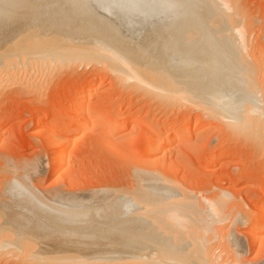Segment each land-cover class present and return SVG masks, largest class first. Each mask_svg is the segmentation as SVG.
<instances>
[{"label":"rangeland","instance_id":"1","mask_svg":"<svg viewBox=\"0 0 264 264\" xmlns=\"http://www.w3.org/2000/svg\"><path fill=\"white\" fill-rule=\"evenodd\" d=\"M231 1L236 13L229 21H202L173 0H0V264H186L200 252L193 256L198 264H264V234L257 247L248 238L264 200V0ZM105 50L153 77L147 69L143 77L126 72L122 60L98 53ZM191 81L204 93L244 100L245 119L237 124L198 106L183 92ZM251 92L262 118L251 112ZM91 96L101 105L96 115L107 116L100 120L105 127L76 129L68 163L51 169V146L71 136L47 140L41 130L74 121L77 101ZM120 124L126 128L113 129ZM185 124L198 127L166 153L146 154L152 134ZM136 176H154L175 192L140 198L131 193ZM175 198L202 208L189 213L191 220ZM220 200L223 224L210 212Z\"/></svg>","mask_w":264,"mask_h":264},{"label":"bare ground","instance_id":"2","mask_svg":"<svg viewBox=\"0 0 264 264\" xmlns=\"http://www.w3.org/2000/svg\"><path fill=\"white\" fill-rule=\"evenodd\" d=\"M167 1H169V2H171L172 0H167ZM174 1H176V2H178V3H180L181 5H183V3L185 4V5H187L188 7H189V9L188 8H186V7H184L185 9H188V10H185V11H188V13H190V14H193V15H195V16H198L199 17V20H202V21H210L211 19H212V21H214L215 19L217 20V19H219V18H223V19H225V18H228V21H229V19H231L230 17H234V16H231V11L234 9V6H233V3H232V1L231 0H173V2ZM235 3V2H234ZM237 3V2H236ZM177 5V4H176ZM181 5H180V7L179 8H181ZM183 8V7H182ZM236 9V8H235ZM233 11H235V12H233L234 14L236 13V10H233ZM181 12H182V10H181ZM239 12V11H238ZM183 13H184V11H183ZM186 13V12H185ZM233 13H232V15H233ZM240 14V13H239ZM238 15V14H237ZM229 16V17H228ZM236 18H237V16H236ZM236 18H232L233 20L235 19V20H237ZM240 18V17H239ZM222 19V20H223ZM241 19V18H240ZM234 20V21H235ZM227 21V22H228ZM234 21H230V23H228V25L230 26V27H232L233 26V24H234ZM238 21V20H237ZM240 21V20H239ZM221 22V21H220ZM220 22H219V24H220ZM223 22H224V20H223ZM226 22V23H227ZM212 23V22H211ZM217 24H218V22H216ZM240 24V23H238V22H235V24ZM213 24V23H212ZM219 24H218V26H219ZM232 24V25H231ZM241 24H242V19H241ZM241 24H240V26H241ZM210 25V24H209ZM224 25H225V23H224ZM205 26H207V24H205ZM220 26H221V24H220ZM227 26V25H226ZM238 26V25H237ZM237 26H235V27H237ZM243 26V25H242ZM244 27V26H243ZM207 28V27H206ZM205 28V29H206ZM221 28V27H220ZM223 28V27H222ZM233 28V27H232ZM242 28V27H241ZM240 28V29H241ZM203 29V28H202ZM210 29H212L211 27H210ZM229 29V28H228ZM235 29V28H234ZM237 29H238V27H237ZM222 30V29H221ZM206 31H207V29H206ZM214 31V30H213ZM232 31V30H231ZM244 31V30H243ZM215 32V31H214ZM219 32H222V31H219ZM216 33V32H215ZM227 33V32H226ZM228 33H230V31L228 32ZM234 33V32H233ZM236 33H238V32H236ZM240 33V32H239ZM220 34V33H219ZM223 34H225V30H224V33ZM216 35V34H215ZM216 36H218V34L216 35ZM227 36V35H226ZM231 36H232V34H231ZM236 35L234 34V37H235ZM219 37V36H218ZM221 37V36H220ZM225 37V36H224ZM230 37V36H229ZM240 37V36H239ZM226 38H228V37H226ZM223 39V38H222ZM233 39H235V38H233ZM240 39V38H239ZM243 39V38H242ZM236 42H237V40H238V37H236ZM241 40V39H240ZM245 40V39H244ZM239 41V40H238ZM232 42H233V40H232ZM242 42V41H241ZM239 43V42H238ZM237 43V44H238ZM240 44H242V43H240ZM243 44H246L245 43V41L243 42ZM249 44V43H248ZM97 45V44H96ZM243 46V45H242ZM241 46V47H242ZM238 47H240L239 45H238ZM50 48H51V46H50ZM57 48V47H56ZM233 48V47H232ZM22 50V49H21ZM53 50V49H52ZM56 50V49H55ZM89 50H91V49H89ZM88 50V51H89ZM204 50V49H203ZM15 51V50H14ZM26 51V50H25ZM61 51V50H60ZM60 51H59V49H57V52H59L60 53ZM65 51V50H64ZM99 51V50H98ZM98 51H95V53H96V55H97V52ZM106 51V50H105ZM108 51V50H107ZM98 52V53H100V54H102V55H104V56H106L107 58H115V59H119V60H122L123 62V64H124V68L126 67V69H131V71L132 70H136V71H138L139 73H140V75L143 73L144 74V71H145V73L146 72H148L149 70H148V68H146L144 71L143 70H141V68H139V66L137 67V65H136V67H135V64H131V60L128 62L127 61V59H125V58H119L118 56H120L117 52H114V53H116L115 55L112 53V51H109V52ZM230 51V50H229ZM5 52V51H4ZM27 52V51H26ZM45 52V51H44ZM49 52V51H48ZM48 52H46L45 54H47ZM51 52V51H50ZM53 52V51H52ZM55 52V54H56V51H54ZM61 52H63V51H61ZM69 52V51H68ZM67 51L65 52V56H66V54L70 57V54L68 53ZM92 52V51H91ZM7 53V52H6ZM17 53V52H16ZM58 53V54H59ZM3 54V53H2ZM2 54H0V55H2ZM10 54V53H9ZM58 54H56V55H58ZM64 54V53H63ZM92 54H94V53H92ZM99 54V55H100ZM225 54V53H224ZM5 55H7V54H5ZM5 55H3V57L5 56ZM23 55V54H22ZM40 55H41V53H40ZM48 55V54H47ZM89 55V54H88ZM116 55H118V56H116ZM230 55V54H229ZM28 56V55H27ZM52 56V55H51ZM60 56V55H59ZM58 56V57H59ZM64 56V55H63ZM67 56V57H68ZM72 56V58H74L73 57V55H71ZM121 56H123V55H121ZM5 57H7V56H5ZM20 57H21V55H20ZM24 57V56H23ZM42 57H45V56H42ZM49 57V56H48ZM54 57V56H53ZM57 57V56H56ZM62 57V56H61ZM67 57H65L64 59H66ZM84 57H86V56H84ZM243 57V56H242ZM246 57V56H245ZM8 58V57H7ZM9 58H12V56L10 57L9 56ZM8 58V59H9ZM25 58V57H24ZM24 58H22L21 57V59H22V61L24 60ZM31 59V58H34V57H27V59ZM37 58V57H36ZM40 59H42L41 58V56L39 57ZM78 58V57H77ZM233 58V57H232ZM13 59V58H12ZM26 59V58H25ZM28 59V60H29ZM38 59V58H37ZM45 60L47 59L46 57L44 58ZM49 59V58H48ZM51 59H52V57H51ZM81 59V58H80ZM140 59V58H139ZM4 60V59H3ZM14 60V59H13ZM19 60V59H18ZM36 60V59H35ZM54 60H56L55 59V57H54ZM63 60V59H62ZM141 60V59H140ZM8 61V60H7ZM21 61V60H20ZM32 61V60H31ZM38 61V60H37ZM40 61V60H39ZM43 61V60H42ZM135 61H137L136 59H135ZM143 61V60H142ZM141 61V62H142ZM13 62V61H12ZM24 62H25V60H24ZM33 62H34V60H33ZM46 62V61H45ZM44 62V63H45ZM50 62H51V60H50ZM119 62V61H118ZM134 62V61H133ZM1 63H2V61L0 62V65H1ZM5 63H7V62H5ZM47 63V62H46ZM52 63V62H51ZM139 63V62H138ZM148 63V62H147ZM146 63V64H147ZM2 64H4V63H2ZM9 64V63H8ZM26 64V63H25ZM28 65H29V63H27ZM41 64V63H40ZM42 64H43V62H42ZM48 64V63H47ZM143 64H145V63H143ZM145 64V65H146ZM152 64V63H151ZM7 65V64H6ZM5 65V66H6ZM10 65V64H9ZM14 65V64H13ZM16 65V64H15ZM23 65V64H22ZM34 65V64H33ZM118 65V64H117ZM129 65V66H128ZM140 65V64H139ZM141 65H142V63H141ZM233 65V64H232ZM17 66H19V64L17 65ZM24 66V65H23ZM27 66V65H26ZM55 66V65H54ZM119 66V65H118ZM123 66V65H122ZM146 66H148L149 67V65H146ZM145 66V67H146ZM1 67H2V65H1ZM0 67V68H1ZM25 67V66H24ZM33 67V66H32ZM39 67V66H38ZM120 67V66H119ZM142 67H144V66H142ZM144 67V68H145ZM153 67H154V64H153ZM233 67V66H232ZM23 68V67H22ZM27 68V67H26ZM28 68H30L29 66H28ZM149 68H151V65H150V67ZM245 68V67H244ZM2 69V68H1ZM0 69V70H1ZM129 69L126 71V72H128L129 71ZM143 69V68H142ZM155 69V68H154ZM156 69H157V67H156ZM26 70H29V69H26ZM124 70V69H123ZM11 71V70H10ZM131 71H129L130 73H131ZM1 72V71H0ZM17 72V71H16ZM133 72H135V71H133ZM150 72V71H149ZM148 72V73H149ZM153 72V71H152ZM152 72H150L151 73V76L153 77V75H154V73H153V75H152ZM155 72V71H154ZM157 72V71H156ZM138 73V74H139ZM148 73L146 74V76L148 77V76H150V74L148 75ZM134 74V73H133ZM143 74H142V76L141 77H143ZM157 74V73H156ZM155 74V75H156ZM165 74V73H164ZM136 75H137V72H136ZM135 75V76H136ZM134 76V77H135ZM150 76V77H151ZM134 77H133V79H134ZM131 78H132V75H131ZM158 78H159V76H158ZM158 78H156V79H158ZM141 79V78H140ZM153 79V78H152ZM135 80H136V78H135ZM138 80V79H137ZM146 80V79H145ZM138 82V81H137ZM149 82V81H148ZM182 82V81H181ZM190 82V81H189ZM227 82L228 83H230L229 81H226L225 83L227 84ZM142 83V82H141ZM184 83V82H183ZM188 83V82H187ZM186 82H185V84H187ZM191 83H192V81H191ZM203 83V82H202ZM224 83V82H223ZM168 84V83H167ZM189 84V89L190 90H192V89H194V90H192V91H187V90H189V89H187V90H185V89H183V92H184V95L185 96H187V97H189L192 101H194L195 103L196 102H198V106H204V105H206L205 107H206V109H208V111H213L216 115L218 114V115H220L221 117H223V118H226L227 120L228 119H231L232 121H235L237 124L238 123H240V122H242L245 118H244V114L242 115V113H244L243 112V109H245V106L243 105V103H244V100H240L239 98L237 99L235 96H233V97H230V96H232V95H230V96H228V94L226 93V95H225V89H220V88H218V90L220 89L222 92H223V94H220L219 92L220 91H218V94H216L217 93V90H214V91H216V93L214 92H211L212 91V89H209V90H211L210 91V93L209 92H207V91H205V93L203 92L204 90L202 89V90H200L199 88H196V86L198 87V86H200V85H193L194 83H192V84H190V83H188ZM187 84V85H188ZM226 84H222L221 83V85L220 86H222L223 85V87H225L224 85H226ZM231 85H232V87H233V84L231 83ZM100 86H102V85H100ZM193 86V88L191 89V87ZM207 86V85H206ZM169 87H170V85H169ZM187 87V86H186ZM210 87V86H209ZM235 87V86H234ZM172 88V87H171ZM212 88V87H211ZM215 88V87H214ZM216 88V89H217ZM222 88V87H221ZM226 88V87H225ZM227 88H229V85L227 86ZM95 89H96V87H95ZM98 89H99V87H98ZM176 89V88H175ZM196 89H198V90H196ZM239 89V88H238ZM242 89H243V87H242ZM247 89H249V88H247ZM97 90V89H96ZM177 90H179L178 88H177ZM176 90V91H177ZM239 90H241V89H239ZM250 90V89H249ZM226 91H228V89H226ZM230 91V90H229ZM237 91V90H236ZM181 92L182 91H177V93H179V94H181ZM221 92V93H222ZM230 92H232V91H230ZM245 92V91H244ZM236 93V92H235ZM239 93H242V92H239ZM237 94H238V92H237ZM243 94V93H242ZM239 95H241V94H239ZM256 94L255 93H253V92H251V93H248V94H246V98L249 96V98H248V103L249 104H251L252 105V107L249 105V108L251 107V112L252 113H254V115L255 114H259V113H261L262 114V112H261V110L263 109L264 110V108L262 107V109H260V107H258L257 106V101H258V99H257V97L255 96ZM262 95V94H261ZM260 95V96H261ZM93 96V95H92ZM92 96H91V98L89 97V99L86 101V102H79V101H77V106H78V108H77V112L79 113H76L77 115H75V116H78V118L76 117V119L74 120V121H69V122H67V123H65L63 126H61L60 128L58 127V129H56V131H52V132H50V131H47L46 129H43V130H41V133H42V135L45 137V139L47 138V140L48 139H50V138H52V136H54L55 134H56V137H57V135H66V134H69L70 136H71V139L70 138H67V139H64V138H62V139H59L57 142H55L54 143V145H52L51 146V148H50V154H49V158H50V163H51V169H54V170H58L60 167H63V164L66 162V160H68L69 161V158H71V157H69V155H68V153H67V148L69 147L68 145H69V143L71 142V141H73L74 142V136L75 135H77V132H78V130L80 131V130H88V129H90L91 127H94V128H98V127H105V125L104 126H102V121L100 122V120L102 119V120H104V118H107V116L105 115V116H97L96 114H98V112H99V109H98V107L99 106H101V105H98L96 102L97 101H94V98H92ZM94 97V96H93ZM244 97H245V95H244ZM186 98V97H185ZM233 98H234V100H233ZM235 98L237 99V100H235ZM188 99V98H187ZM260 100V99H259ZM246 103V102H245ZM244 103V104H245ZM85 104V106H84V109L82 110L81 109V107L83 106ZM200 104V105H199ZM260 104H263V102H261ZM98 107H97V106ZM197 105V104H196ZM76 106V107H77ZM263 106V105H262ZM82 111V112H81ZM249 111V110H248ZM249 113V112H248ZM101 114H103V112L101 113ZM263 114H264V112H263ZM248 115H250V116H252V114H248ZM256 115V116H257ZM260 115V114H259ZM255 116V117H256ZM264 116V115H263ZM262 116V117H263ZM219 117V116H218ZM246 117V116H245ZM253 117V116H252ZM251 117V118H252ZM260 117H261V115H260ZM261 117V118H262ZM247 118V117H246ZM250 118V117H249ZM261 118H259V119H261ZM72 119V118H71ZM78 119V120H77ZM220 119H222V118H220ZM50 120V119H49ZM49 120H47V118H46V121H49ZM131 120V119H130ZM252 120V119H251ZM253 120H254V118H253ZM106 121V120H105ZM116 121V120H115ZM133 121V120H132ZM220 121V120H219ZM225 121V120H224ZM230 121V120H229ZM260 121V120H259ZM78 122V127L76 128L75 127V125H76V123ZM111 122V121H110ZM138 122V121H137ZM168 122V121H167ZM176 122V121H175ZM223 122V121H222ZM254 122H255V120H254ZM173 123V122H172ZM248 123V122H247ZM250 123V122H249ZM142 124V123H141ZM166 124V123H165ZM169 124V123H168ZM175 124V123H174ZM177 124V123H176ZM46 125H48V124H46ZM139 125L140 124H138V123H136L135 125H134V129H139L140 127H139ZM189 124H185V126H187V127H181V128H178V129H180V130H177L175 133H172V134H164V132H163V134H162V136H160V135H157V134H155L154 132H152V133H154V134H152L151 135V138H150V140L151 141H149L150 143H149V145L147 146V149H146V154L147 155H157V157L159 156V154L161 153L162 154V152L161 151H163L166 147H169L170 145H172V143H174V142H176V140L178 139L179 140V138L180 139H182V137H189V135H192L195 131V129H197V127H198V125H195V124H193L194 125V127L193 126H191V125H189ZM244 125V124H243ZM242 125V126H243ZM49 126V125H48ZM107 126H109V124L107 125ZM255 126V125H254ZM165 127V126H164ZM170 127H172V126H170ZM174 127V126H173ZM193 127V128H192ZM199 127H200V125H199ZM257 127V126H256ZM47 128V127H46ZM100 128V129H101ZM126 128V125H124V126H122L121 124L120 125H116L113 129H125ZM76 129H78L77 131H76ZM93 129V128H92ZM103 129V128H102ZM146 129H148V128H146ZM150 129V128H149ZM162 129V128H161ZM165 129H168V125L166 124V127H165ZM194 129V130H193ZM55 130V129H54ZM193 130V131H192ZM106 131V130H105ZM113 132V131H112ZM111 132V135L113 134ZM149 132V131H148ZM193 132V133H192ZM53 133H54V135H53ZM109 134H110V132H108ZM118 133H119V131H118ZM74 138H73V137ZM147 136H148V134H147ZM149 136H150V134H149ZM62 137V136H61ZM77 137V136H76ZM186 137V138H187ZM66 138V137H65ZM57 139H58V137H57ZM68 139H70V140H68ZM46 140V141H47ZM73 142H71V143H73ZM111 143H114V142H111ZM53 144V143H52ZM73 147V146H72ZM114 147V146H113ZM115 148V147H114ZM117 149V148H116ZM166 149H168V148H166ZM165 149V150H166ZM172 149V148H171ZM164 150V152L166 153V151ZM169 150V149H168ZM165 153H163V154H165ZM160 154V155H161ZM170 154V153H169ZM164 156V158L166 157L165 155H163ZM153 158V157H152ZM162 158V157H161ZM160 159V158H159ZM212 159V158H211ZM211 159H210V163H212V161H215V159L214 160H212L211 161ZM156 161V160H155ZM164 161H165V159H164ZM148 162V161H147ZM66 163H68V162H66ZM151 163V162H150ZM160 163H161V166L162 167H164L166 164H165V162H161V159H160ZM168 164V163H167ZM215 164V163H214ZM141 165V164H140ZM148 165H149V163H148ZM211 165V164H210ZM6 166V165H5ZM146 166V165H145ZM153 166V165H152ZM37 168V167H36ZM152 168H154V167H152ZM63 169V168H62ZM40 171H42L41 169H39ZM44 170V169H43ZM47 171V170H46ZM57 172V171H56ZM43 174V173H42ZM38 175H40V174H38ZM62 175V174H61ZM150 177V176H149ZM149 177H144V176H136V178H134L133 179V184H134V188L132 189L133 191H131V193H133V194H135V195H137V196H140V198L142 197L141 195H151V197L153 196V195H155V196H157L156 198H160L159 196H162V195H168V194H170V193H174L173 192V190L172 189H170L166 184V182H162L160 179H157V178H155L154 176H153V178H149ZM18 178V177H17ZM11 180V179H10ZM168 182V181H167ZM176 184V183H175ZM174 185V184H173ZM180 187V186H179ZM173 188V187H172ZM175 188V187H174ZM173 188V189H174ZM9 190V189H8ZM175 190V189H174ZM10 191V190H9ZM8 191V192H9ZM127 191V190H126ZM177 191H179V190H177ZM118 193V192H117ZM180 193H181V195H183L184 196V194H182V192H181V190H180ZM185 193V192H184ZM188 193V192H187ZM130 194V193H129ZM176 194V193H175ZM188 194H190V193H188ZM180 195V196H181ZM109 196V195H108ZM118 196V195H117ZM119 196H120V194H119ZM136 196V197H137ZM182 196V197H183ZM189 196V195H188ZM125 197V196H124ZM150 197V196H149ZM145 199H147L148 200V198H146V197H144ZM180 198V197H179ZM189 198V197H188ZM192 198H193V196H192ZM154 200H155V197L153 198ZM164 199V198H163ZM166 199V198H165ZM167 199H169V198H167ZM176 199V198H175ZM190 199V198H189ZM187 200V198H186V200L184 199V201H181L180 202V200H183V198L182 199H180V200H177L176 202V204H178L177 205V208H178V206L182 209H184V213H188V215H189V218H191L190 217V214L192 213H195V212H200V210H201V208L199 207V206H201V205H199L198 207H197V205L198 204H196L195 203V201L194 202H191L190 200H193V199H190V200ZM195 199V198H194ZM223 199V198H222ZM146 200V201H147ZM150 200V199H149ZM148 200V201H149ZM154 200L152 201L153 203H154ZM174 200V199H173ZM223 200H225L226 201V199H223ZM222 200V201H223ZM229 200V199H228ZM263 200V199H262ZM140 201H141V199H140ZM147 201V202H148ZM158 201V200H157ZM156 201V202H157ZM221 200L220 201H218V203H217V206L215 207V208H213V210L212 211H210V212H212L211 213V218H213L214 220H215V222H217V223H224L225 222V220H227L226 218H227V216H225L224 215V212L225 211H223V208H224V203L222 202ZM143 202H144V200H143ZM160 202H162V201H160ZM173 202H175V201H173ZM228 202V201H227ZM140 203V202H139ZM159 203V202H158ZM171 203V202H170ZM179 203H181V204H179ZM142 204V203H141ZM140 204V205H141ZM156 204V203H155ZM169 204V203H168ZM168 204H166V205H168ZM143 205V204H142ZM146 205H147V203H146ZM153 205V204H152ZM162 205V204H161ZM165 205V206H166ZM156 206V205H155ZM158 206V205H157ZM160 206V205H159ZM205 206H207V205H205ZM223 206V207H222ZM153 207V206H152ZM227 207V206H226ZM130 208V207H129ZM159 208H161V207H159ZM205 208V207H204ZM239 208V207H238ZM131 209V208H130ZM166 209V208H165ZM227 209V208H226ZM128 210V209H127ZM206 210V209H205ZM256 210V211H255ZM254 211H253V213H255L254 214V216H252L253 218L250 220V222H249V226H248V228L250 229V233H248V238L250 239V242H251V244L250 245H252V247H257V246H260L261 244H262V239H263V237H262V239H261V236H263V234H264V200L260 203V206L258 207V209H255ZM146 211V210H145ZM204 211V210H203ZM209 212V213H210ZM175 213V212H174ZM190 213V214H189ZM208 213V214H209ZM207 214V213H206ZM206 214H205V217H207L206 216ZM179 215V214H178ZM187 215V216H188ZM193 215H196V214H193ZM198 215V214H197ZM201 215H202V213H201ZM177 216V215H176ZM199 216V215H198ZM203 216V215H202ZM180 217V216H179ZM234 219V218H233ZM188 220V219H187ZM191 220H192V218H191ZM205 220V219H204ZM203 220V221H204ZM210 220V219H209ZM186 221V220H185ZM189 221V220H188ZM208 221V220H207ZM234 221V220H233ZM233 221H232V223H233ZM2 222V221H1ZM202 222V221H201ZM177 223V222H176ZM207 223H209V222H207ZM231 223V224H232ZM234 223H236L235 221H234ZM226 224V223H225ZM187 226H188V224H186ZM185 225V226H186ZM200 225V224H199ZM211 225V224H210ZM209 225V226H210ZM213 225V224H212ZM218 225L219 224H217V227H218ZM221 225V224H220ZM219 225V226H220ZM215 226H216V224H215ZM206 227V226H205ZM222 228V227H221ZM195 229V228H194ZM3 230V229H2ZM207 231V230H206ZM221 231V230H220ZM224 231V230H223ZM233 231V230H232ZM222 232V231H221ZM221 232H219V233H221ZM188 233V232H187ZM208 233V232H207ZM227 233V232H226ZM229 233V232H228ZM185 234V233H184ZM232 233H230V236L232 237L233 235H231ZM28 235V234H27ZM198 235V234H197ZM216 235V234H215ZM6 236V235H5ZM206 236V235H205ZM19 237V236H18ZM199 237V236H198ZM223 237V236H222ZM229 237V236H228ZM227 237V238H228ZM192 238V237H191ZM238 238V237H237ZM20 239V238H19ZM22 239V238H21ZM222 239V238H221ZM1 240V239H0ZM201 241H203V240H201ZM230 241V240H229ZM228 241V242H229ZM4 242H6V241H4ZM9 242H10V240H9ZM226 242V241H225ZM236 242H237V247L239 248L240 247V249H242V245L241 246H239L240 244H242V242H243V240L242 239H240V238H238V239H236ZM249 242V243H250ZM7 243H8V241H7ZM234 243V242H233ZM231 244V247H233L232 245H234V244ZM3 244V243H2ZM10 245L12 244V243H9ZM227 244V243H226ZM3 245H5V244H3ZM193 245V244H192ZM199 245V244H198ZM206 245H208V244H206ZM210 245V244H209ZM191 246V245H190ZM195 246V245H194ZM229 246V245H228ZM10 247V246H9ZM12 247H13V245H12ZM193 247V246H192ZM207 247V246H206ZM230 247V248H231ZM234 247H235V245H234ZM198 248V247H197ZM238 248H237V252L238 251H240V250H238ZM250 248V247H249ZM3 249H5V248H3ZM24 249V248H23ZM233 249V248H232ZM253 249V248H252ZM193 250H195V248H193ZM192 250V251H193ZM199 249H197V251H198ZM231 250V249H230ZM235 250V249H234ZM25 251V250H24ZM236 251V250H235ZM188 252V251H187ZM191 252V251H190ZM195 251H193V253L192 254H195L194 253ZM199 252V251H198ZM205 252V251H204ZM207 252V251H206ZM223 253V252H222ZM239 253V252H238ZM234 254V253H233ZM185 255V254H184ZM189 255H190V253H189ZM196 255V254H195ZM195 255H193L194 257H196V256H198V254L195 256ZM200 255H201V252H200ZM199 255V256H200ZM204 255H206V254H204ZM230 255V254H229ZM192 256V255H191ZM190 256V258L191 259H186L187 260V262L188 263H190V264H192V263H197L198 264V257L197 258H194L193 256V258ZM202 256H203V253H202ZM208 256V255H207ZM206 256V257H207ZM233 256V255H232ZM213 257V256H212ZM200 258V257H199ZM205 258V257H204ZM203 258V259H204ZM219 258V257H218ZM236 258V259H235ZM235 258L233 257V260L235 259V260H239V258H237V256L235 255ZM57 259V258H56ZM59 259V258H58ZM89 259V258H88ZM162 259H163V257H162ZM181 259V258H180ZM179 259V260H180ZM195 259H197V261L195 260ZM201 259H202V257H201ZM211 259V258H210ZM213 259V258H212ZM69 260V259H68ZM165 260V259H164ZM194 260V261H193ZM200 260V259H199ZM206 260V259H205ZM205 260H202V261H204V262H200V264H202V263H206L205 262ZM221 260V259H220ZM235 260L233 261V262H235ZM84 261V260H83ZM106 261V260H105ZM167 261V260H166ZM190 261V262H189ZM240 261V260H239ZM239 261L236 263V264H238L239 263ZM55 262V261H54ZM63 262H64V258H63ZM74 262V261H73ZM157 261H155V263H156ZM187 262H183V263H186V264H188ZM212 262V261H211ZM217 262H218V260H217ZM221 262H222V260H221ZM248 262V261H247ZM109 263V262H108ZM166 263V262H165ZM195 263V264H196ZM209 263V262H208ZM214 263V262H213ZM80 264H82V263H80ZM153 264V263H152ZM179 264H181V263H179ZM211 264V263H210ZM218 264V263H217ZM239 264H241V263H239ZM246 264V263H245Z\"/></svg>","mask_w":264,"mask_h":264}]
</instances>
